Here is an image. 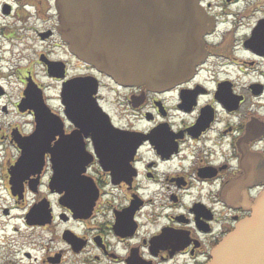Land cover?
Returning <instances> with one entry per match:
<instances>
[{"label": "flooded vegetation", "instance_id": "obj_1", "mask_svg": "<svg viewBox=\"0 0 264 264\" xmlns=\"http://www.w3.org/2000/svg\"><path fill=\"white\" fill-rule=\"evenodd\" d=\"M16 1L23 33L3 37L28 51L32 31L58 95L27 70L0 108V264L210 262L264 192V0H198L205 55L164 89L118 84L72 55L56 0ZM85 78L93 101L74 108L90 112L72 120L62 88ZM29 83L46 111L21 106Z\"/></svg>", "mask_w": 264, "mask_h": 264}, {"label": "water", "instance_id": "obj_2", "mask_svg": "<svg viewBox=\"0 0 264 264\" xmlns=\"http://www.w3.org/2000/svg\"><path fill=\"white\" fill-rule=\"evenodd\" d=\"M55 6L69 52L121 85L170 88L192 77L205 55L201 37L209 20L198 0H56ZM48 74L62 78L53 66ZM91 79L63 85V104L72 120L90 112ZM25 97L21 106L46 111L34 84H28ZM80 103L88 108H74ZM250 209L207 264H264V192Z\"/></svg>", "mask_w": 264, "mask_h": 264}, {"label": "rangeland", "instance_id": "obj_3", "mask_svg": "<svg viewBox=\"0 0 264 264\" xmlns=\"http://www.w3.org/2000/svg\"><path fill=\"white\" fill-rule=\"evenodd\" d=\"M7 5L13 6L14 14L6 16L8 15ZM23 18L22 6L16 0H0V88L5 92L4 98L0 99V108L3 105L10 106L20 95L24 87L23 77L27 70H32L35 78L43 83L49 97L56 98L58 95V85L46 79L45 72L39 64L38 53L41 51V47L36 42L32 31L29 32L28 43L31 49L28 51L16 44L12 46L14 43L10 44L9 40L3 37V35L8 36L11 32H15L17 35L16 30L22 34L23 30L18 29L23 27ZM27 23L24 25L32 27L33 24ZM35 26V28H39L40 25L36 23Z\"/></svg>", "mask_w": 264, "mask_h": 264}]
</instances>
